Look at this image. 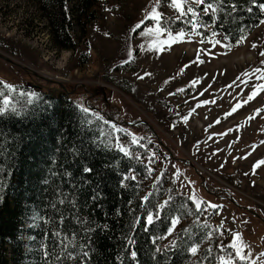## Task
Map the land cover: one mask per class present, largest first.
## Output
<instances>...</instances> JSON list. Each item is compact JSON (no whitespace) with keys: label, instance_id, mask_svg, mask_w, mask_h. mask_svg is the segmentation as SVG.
Returning a JSON list of instances; mask_svg holds the SVG:
<instances>
[{"label":"rangeland","instance_id":"rangeland-1","mask_svg":"<svg viewBox=\"0 0 264 264\" xmlns=\"http://www.w3.org/2000/svg\"><path fill=\"white\" fill-rule=\"evenodd\" d=\"M180 3L93 0L86 7L65 0L73 46L60 48L51 41L47 0H0V80L64 88L119 123L125 151L141 149L195 204L217 206L213 222L249 258L240 261L232 248L229 264H264V165L255 167L264 160V90L257 88L264 71L256 72L264 70V22L230 50L213 47L230 42L220 34L165 31L153 18L196 4Z\"/></svg>","mask_w":264,"mask_h":264},{"label":"trees","instance_id":"trees-1","mask_svg":"<svg viewBox=\"0 0 264 264\" xmlns=\"http://www.w3.org/2000/svg\"><path fill=\"white\" fill-rule=\"evenodd\" d=\"M47 1L52 43L72 48L65 0ZM190 7L163 16L161 27L203 38L215 32L235 45L264 22V0H204ZM51 89L0 80V264L230 260V236L213 222L215 208L197 209L141 149L121 151L119 123L80 105L64 88Z\"/></svg>","mask_w":264,"mask_h":264},{"label":"snow or ice","instance_id":"snow-or-ice-1","mask_svg":"<svg viewBox=\"0 0 264 264\" xmlns=\"http://www.w3.org/2000/svg\"><path fill=\"white\" fill-rule=\"evenodd\" d=\"M172 3L174 4V6H175L177 9H181V8H182V5H181V3H180V0H172ZM195 3H196V4H203V3H204V0H195ZM208 8L211 9L212 6L209 5ZM153 11H155V10H153ZM187 11H188V12H193V9L190 7V8L187 9ZM206 11H207V9H206ZM182 14H183V12H182ZM193 15H195V13H193ZM153 18H154V19H157V20L162 19V17H161L159 14H157V15H156L155 17H153ZM197 26H198V25L193 24V28H196ZM137 27H139V26H137ZM212 35H213V37H214V36L216 35V33L213 32ZM182 36H183L182 33H181V34H178V37H177V38H178V39H179V38H182ZM226 40H227V37H224V41H226ZM244 40H245V38H244V37H241V38H240L239 40H237L235 43H236V45H240V44H242V43L244 42ZM202 42H203V41H202ZM165 43H167V42H165ZM217 45H220V46H222V47H224V48H226V49H229V50L233 47L232 44L224 43L222 40H215V41L213 42V47H215V46H217ZM252 47H256V45L253 44ZM261 55L264 56V52H262ZM201 62H202V61H201ZM262 71H264V70H262V69H256V72H262ZM141 78H142V77H141ZM261 78L264 79V77H261ZM192 83L195 84L196 81H193ZM244 83H247V82L244 81ZM257 88L260 89V90H264V85H257ZM178 91H181V92H182V91H184V90H183V89H179ZM257 94H258L257 91L254 90V91L248 96V100H247V101H244V103H248V101H251V100H252ZM170 95H174V93H170ZM201 95H203V93H201ZM212 102H214V101H212ZM5 103H7V101H5ZM208 103H210V101H207V100L202 101V104H208ZM200 106H201V104H197V105H196V107H200ZM239 107H242V105L238 103L235 107H233V109L231 110V112L227 113L226 115H231L232 112H235V111L237 110V108H239ZM85 111H87V110L85 109ZM193 111H194V109H193ZM257 111L259 112V110H257ZM250 118H251V117H250ZM187 119H188V117H185V120H187ZM217 123H219V121H217ZM229 131H231V130H229ZM224 134H227V133H224ZM121 151H124V149L121 148ZM261 165H264V160H261V161L257 162V164L255 165V167H259V166H261ZM84 171H85V172H90L91 169H89V168H85ZM131 178H132V179H135V177H131ZM193 199H194V198H193ZM144 200H148V196H145V197H144ZM165 203H167V202H165ZM211 207L215 208V207H217V206H216V205H211ZM196 208H197V209H200V204H199V203H196ZM156 218L159 219V216L157 215ZM146 219H147V224H149V225L153 224L154 220H153V215H152V214H148ZM176 223H177V220H176V219H173L172 224L175 225ZM168 231H169V233H171V232H172V228H169ZM235 239H237V240L240 239V236H239L238 233L236 234ZM230 247L236 249V251H235V256H236L240 261H247V260L249 259L248 256L242 254L241 249H240V248H237V246H236L235 243H233L232 245H230ZM191 252H192L193 254H195V253L197 252V248H196V247H192V248H191ZM131 255H132V256H136V253H135V252H132ZM222 264H229V262H228V261H222Z\"/></svg>","mask_w":264,"mask_h":264},{"label":"water","instance_id":"water-1","mask_svg":"<svg viewBox=\"0 0 264 264\" xmlns=\"http://www.w3.org/2000/svg\"><path fill=\"white\" fill-rule=\"evenodd\" d=\"M0 56H2L1 54H0ZM6 60H9L8 58H5ZM21 68H23V69H26V67L25 66H21ZM33 74H35L36 76H38V77H40V78H46L44 75H42V74H40V73H38V72H34L33 71ZM193 165V164H192Z\"/></svg>","mask_w":264,"mask_h":264}]
</instances>
